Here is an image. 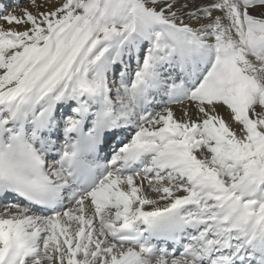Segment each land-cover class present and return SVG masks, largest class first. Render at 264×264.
<instances>
[{"label": "snow or ice", "instance_id": "snow-or-ice-1", "mask_svg": "<svg viewBox=\"0 0 264 264\" xmlns=\"http://www.w3.org/2000/svg\"><path fill=\"white\" fill-rule=\"evenodd\" d=\"M0 264H264V0H0Z\"/></svg>", "mask_w": 264, "mask_h": 264}, {"label": "bare ground", "instance_id": "bare-ground-1", "mask_svg": "<svg viewBox=\"0 0 264 264\" xmlns=\"http://www.w3.org/2000/svg\"><path fill=\"white\" fill-rule=\"evenodd\" d=\"M177 115H179V110H177ZM225 116H227L226 113H225Z\"/></svg>", "mask_w": 264, "mask_h": 264}, {"label": "rangeland", "instance_id": "rangeland-1", "mask_svg": "<svg viewBox=\"0 0 264 264\" xmlns=\"http://www.w3.org/2000/svg\"><path fill=\"white\" fill-rule=\"evenodd\" d=\"M5 26H7V25H5ZM226 118H227V116H226Z\"/></svg>", "mask_w": 264, "mask_h": 264}]
</instances>
